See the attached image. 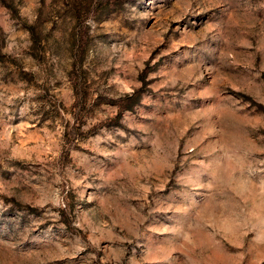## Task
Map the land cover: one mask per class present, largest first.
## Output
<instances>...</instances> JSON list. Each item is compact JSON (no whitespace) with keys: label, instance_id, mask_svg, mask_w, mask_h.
I'll return each instance as SVG.
<instances>
[{"label":"rangeland","instance_id":"1","mask_svg":"<svg viewBox=\"0 0 264 264\" xmlns=\"http://www.w3.org/2000/svg\"><path fill=\"white\" fill-rule=\"evenodd\" d=\"M0 264H264V0H0Z\"/></svg>","mask_w":264,"mask_h":264}]
</instances>
